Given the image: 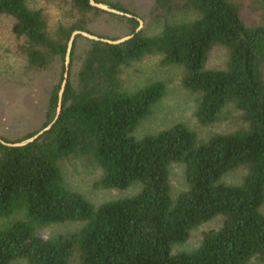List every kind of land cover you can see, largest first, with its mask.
<instances>
[{
	"label": "trees",
	"instance_id": "1",
	"mask_svg": "<svg viewBox=\"0 0 264 264\" xmlns=\"http://www.w3.org/2000/svg\"><path fill=\"white\" fill-rule=\"evenodd\" d=\"M96 1L132 16L109 14L89 0L69 4L81 15L92 10L125 18L127 35L133 36L119 44L85 37L88 45L72 78L76 36L56 122L26 145L0 143V264L17 259L68 264L73 254L78 264H264V0H153L149 14L161 28L152 35L142 28L135 32L139 15L120 1ZM27 2L0 0V15L13 19L28 68L43 69L56 58L64 62L73 30L93 33L81 16L50 34L42 10ZM245 6L256 14L249 22L241 14ZM187 12L194 18L175 19ZM218 45L227 50L225 65L207 68L208 54ZM150 54L182 67L181 83L196 95L194 116L200 125L215 122L232 102L246 126L198 143L183 123L135 136L166 86L156 80L127 90L120 72ZM63 70L64 65L49 91L42 126L20 139H1L21 141L51 122ZM76 155L99 166L96 186L126 189L137 183L139 191L92 204L64 183L59 162ZM171 163L183 165L186 183L174 198ZM240 167L245 169L240 182L222 181ZM217 216L221 225L205 231L195 249L172 253V246L185 242L194 227ZM65 222L80 226L46 238L38 234Z\"/></svg>",
	"mask_w": 264,
	"mask_h": 264
},
{
	"label": "rangeland",
	"instance_id": "2",
	"mask_svg": "<svg viewBox=\"0 0 264 264\" xmlns=\"http://www.w3.org/2000/svg\"><path fill=\"white\" fill-rule=\"evenodd\" d=\"M27 1L28 6L42 10L50 34H54L59 24L69 26L73 22H77L81 16L86 21V27L101 37L120 38L127 35L129 31L125 18L92 10L81 15L70 8L69 0ZM108 1H120L127 11L137 13L143 20L144 34L152 35L160 31L161 22H156L149 14L153 0ZM244 2L248 3L250 0ZM241 14L247 22L256 15L246 6L241 10ZM193 18L194 14L187 12L178 14L175 19L181 21ZM12 24L13 19L10 16L0 15V135L15 140L40 128L44 123L47 97L53 84L60 79L64 62L56 58L43 69L28 68L23 53V40L13 33ZM87 45L88 40L83 36H78L72 63V78ZM226 59L227 50L219 45L214 46L208 54L206 66L212 69L222 68ZM182 74L181 66L162 63V57L159 54L147 55L139 62L121 68L120 84L127 90H135L156 80L163 81L166 86L164 96L154 105L152 113L135 128V136L141 137L175 123H183L196 133V142L198 143L206 140L213 133H227L246 126L241 111L232 102H228L222 107L215 122L209 125H200L194 116L196 95L183 88ZM59 165L65 185L82 193L94 205L106 200L133 195L140 189V185L137 183L126 189H107L96 186L95 183L101 175V170L87 156H70L61 160ZM244 172L245 169L242 167L234 169L226 173L222 177V181L231 184L238 183ZM169 183L173 198L186 188L182 164L171 163L169 165ZM3 222L4 220L0 219V225ZM221 223L222 218L217 216L194 227L185 242L172 246V253L195 249L202 234L209 229L218 228ZM79 226V222L58 223L40 229L38 234L46 238L73 231ZM13 264H25V261L17 259ZM68 264H78L75 254L70 257ZM250 264H256V262Z\"/></svg>",
	"mask_w": 264,
	"mask_h": 264
},
{
	"label": "water",
	"instance_id": "3",
	"mask_svg": "<svg viewBox=\"0 0 264 264\" xmlns=\"http://www.w3.org/2000/svg\"><path fill=\"white\" fill-rule=\"evenodd\" d=\"M89 4L91 6L97 8V9H100V10L108 12V13H112V14H116V15H122V16H126V17L132 16L128 12L121 11L117 8L111 7L105 3L98 2L96 0H89ZM137 20L139 22V25L135 29V32L140 31V29L142 28V25H143V20L141 18L138 17ZM79 35L86 37L88 39L102 41V42H106L109 44H119V43H121V42H123V41H125V40H127L133 36V34H129V35H125L123 37L117 38V39H108L105 37H101V36L92 34V33L85 31V30H73L69 36V39H68L67 45H66V52H65V56H64V70H63V74H62V80L60 83V87L58 90V99H57L56 113H55L54 118L51 120V122L46 124L43 128H41L36 133H34L33 135L29 136L26 139H23V140L18 141V142H6L0 138V143L6 144V145H12V146L26 145V144L34 141L35 139H37L44 132L48 131L52 127V125L56 122L58 115L60 114V111H61V99H62V95H63L64 89H65V86L67 84L68 77H69V63H70L71 50H72L73 42H74L76 36H79Z\"/></svg>",
	"mask_w": 264,
	"mask_h": 264
}]
</instances>
